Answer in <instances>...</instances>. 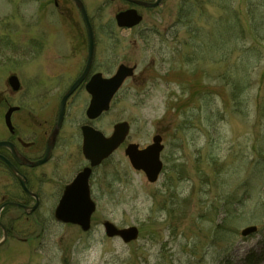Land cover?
Listing matches in <instances>:
<instances>
[{
    "label": "rangeland",
    "instance_id": "1",
    "mask_svg": "<svg viewBox=\"0 0 264 264\" xmlns=\"http://www.w3.org/2000/svg\"><path fill=\"white\" fill-rule=\"evenodd\" d=\"M82 1L94 30L95 70L110 78L120 65L137 67L110 111L92 125L109 137L116 124L127 122L130 134L91 178L96 204L91 231L59 223L47 213L53 202H45L36 257L22 253L23 264H264V186L255 169L264 134L257 117L263 47V58L250 69L249 89L234 93L225 73L241 79L246 60L236 51L235 60L219 62L202 48L198 30L206 32L210 23L205 8L220 14L207 5L195 7L205 0H195L192 22L184 12L188 0L140 8L143 22L131 30L119 29L115 21L128 3ZM229 1L244 17L246 0ZM7 53L12 62L21 56L25 107L43 106L44 117L53 118L88 54L75 4L0 0V62ZM38 93L48 97L36 100ZM87 101L81 95L69 107L63 131L69 152L65 181L85 165L81 127L88 123ZM156 135L165 146L164 168L158 182L150 184L132 168L125 149L129 144L145 148ZM107 221L119 229L137 227L138 240L124 244L107 238ZM250 226L258 231L242 236Z\"/></svg>",
    "mask_w": 264,
    "mask_h": 264
},
{
    "label": "flooded vegetation",
    "instance_id": "2",
    "mask_svg": "<svg viewBox=\"0 0 264 264\" xmlns=\"http://www.w3.org/2000/svg\"><path fill=\"white\" fill-rule=\"evenodd\" d=\"M126 3L130 7L119 12L136 9L140 14L139 9L142 7L129 2ZM55 5L58 7L56 1ZM7 54V58L0 62V144H2L0 146V264H23L22 253L27 256L32 254L36 257L39 240L38 217L43 213V204L48 201L53 202L49 208L50 211L47 213L51 214L53 212L54 215L53 213L51 215L55 218L56 210L67 186L74 181L79 173L90 167L89 161L83 156L85 165L72 180L65 181L67 175L65 168L69 164V152L66 147L67 137L63 135V131L72 100L81 95H86L89 106L91 96L86 91V86L94 75L101 72L95 70L96 58L94 53L89 74L69 98L62 127L57 135L53 136L59 119L61 100L84 73L88 54L85 64L79 68L75 78L70 80L60 99L58 111L51 119L44 117L42 114L43 106L25 107L22 90L21 56L16 55L15 61L12 62L9 58L12 53ZM12 63L14 69L11 68ZM16 85L19 87L18 90L15 89ZM44 96L48 97L38 93L35 99L41 100L44 99ZM11 109L13 111L8 120L7 116ZM86 121L88 123L83 126L88 125L98 130L92 125L97 120L90 121L86 117ZM81 136L83 145L82 130ZM44 160L45 162L39 165ZM103 164L92 169V176Z\"/></svg>",
    "mask_w": 264,
    "mask_h": 264
},
{
    "label": "water",
    "instance_id": "3",
    "mask_svg": "<svg viewBox=\"0 0 264 264\" xmlns=\"http://www.w3.org/2000/svg\"><path fill=\"white\" fill-rule=\"evenodd\" d=\"M71 1L79 10L86 28L89 43L88 59L84 73L61 100L59 119L56 123L53 136H56L62 127L69 98L88 76L95 53L94 32L86 7L82 0ZM124 1L145 9L158 8L163 2V0H156L154 2L141 0ZM115 21L118 28L131 30L142 23L143 16L136 9H129L119 12L115 16ZM136 69V66L120 65L116 73L110 78H105L101 73L91 78L86 86V91L91 96V101L86 111L88 120H98L110 111L113 99L120 92L125 82L135 76ZM18 88L16 85L15 89L18 90ZM12 111L13 109L8 113V120ZM130 128L127 122L118 123L114 126L112 135L107 137L104 133L91 126L86 125L82 127V153L85 159L89 161L90 167L79 173L74 181L67 186L55 213L57 221L63 224L78 226L83 232L90 231L91 219L96 211V204L91 198L89 186L92 169L103 164L125 143L130 134ZM164 148L162 136L156 135L152 140V144L146 148H140L137 144H129L125 149V155L135 171L144 173L148 183L155 184L158 182L163 171L164 165L161 160V154ZM44 162L45 160L40 162L39 165ZM104 229L108 238H119L124 244H130L139 238V229L137 227L119 229L111 222H105ZM257 231V227L250 226L242 231V236L248 237Z\"/></svg>",
    "mask_w": 264,
    "mask_h": 264
},
{
    "label": "trees",
    "instance_id": "4",
    "mask_svg": "<svg viewBox=\"0 0 264 264\" xmlns=\"http://www.w3.org/2000/svg\"><path fill=\"white\" fill-rule=\"evenodd\" d=\"M206 3H196L197 5L210 6L220 11L218 16L211 15L207 8L205 10L209 14V25L207 31L203 29L198 30L201 38L202 48L209 49L207 53H214L218 56V61H229L233 58L234 53L241 51V59L246 60L242 78H231L229 73H225V78L229 79L234 93L244 92L249 89L251 80L249 79L250 69L255 67L261 61L262 47L264 49V0H246L248 9L244 17L238 12L229 0H205ZM195 0L184 1L185 17L190 22L194 19V6ZM202 8V7H201ZM207 35V36H205ZM208 39V44L206 40ZM202 53V49L200 50ZM219 54V55H217ZM243 54V55H242ZM197 59V58H196ZM235 60V59H234ZM238 61V58L236 57ZM254 60H256L254 62ZM232 64L231 68L233 67ZM242 67V65H241ZM260 101L257 104V117L258 121L263 125L262 131L264 133V75L260 82ZM258 152L261 153L260 160L255 166V169L261 175V183L264 186V134L261 137L260 144H257ZM249 184V183H248ZM260 185V184H259ZM257 188L252 186L253 190ZM251 196L248 197V200Z\"/></svg>",
    "mask_w": 264,
    "mask_h": 264
}]
</instances>
